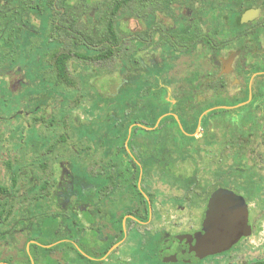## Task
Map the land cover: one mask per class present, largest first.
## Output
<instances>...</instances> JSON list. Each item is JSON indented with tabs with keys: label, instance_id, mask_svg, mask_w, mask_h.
Returning a JSON list of instances; mask_svg holds the SVG:
<instances>
[{
	"label": "flooded vegetation",
	"instance_id": "1",
	"mask_svg": "<svg viewBox=\"0 0 264 264\" xmlns=\"http://www.w3.org/2000/svg\"><path fill=\"white\" fill-rule=\"evenodd\" d=\"M120 54L124 75L152 79L143 81L140 100L90 138L91 123L76 124L74 101L60 94L76 93L69 78L76 60L100 64L94 72L108 70ZM36 71L47 80L40 97L24 81ZM6 77L21 79L10 85ZM1 92L29 96L8 118L0 107V127L17 116L26 125L47 108L49 118L39 120L51 133L40 151L0 148V264L42 263L57 243L39 238L49 233L46 222L61 219L70 220L77 255L89 262L103 263L136 236L140 252L175 264L160 259L162 244L199 232L219 191V217L247 209L252 234L238 243L256 252L251 205L264 186L257 190L255 167L248 166L246 183L237 172L226 176L220 164L211 180L199 181L184 174L183 164L203 153L264 156V0H0ZM34 98L42 105L32 110ZM194 209L197 228L179 233L178 215L192 219Z\"/></svg>",
	"mask_w": 264,
	"mask_h": 264
},
{
	"label": "rangeland",
	"instance_id": "2",
	"mask_svg": "<svg viewBox=\"0 0 264 264\" xmlns=\"http://www.w3.org/2000/svg\"><path fill=\"white\" fill-rule=\"evenodd\" d=\"M135 20V17L130 19L129 26H136ZM121 59H123L122 54L115 57L112 61L107 62L103 69L106 68L109 71L97 70L94 72H91L92 68L100 69V64L94 66L93 64L89 65L85 61L76 60V76L69 77L76 85V93L65 92L60 94L61 99L64 98L66 101H74V106L76 108V115H74L76 118V124H78L79 121L83 123L88 121L91 123L92 128L86 132L87 134L90 133V138H94V135L97 133L104 132V129H106L104 124L108 122L107 119L109 117H122L123 113L126 111L125 108L127 103L130 105L132 104L133 106L138 100H140L138 94L143 81L145 79H152L151 77L144 75H124L121 70L123 66ZM39 67L40 65L38 66V69ZM85 69H87V71ZM16 79L19 82L21 78L6 77L5 82L6 84L11 85L14 84ZM24 81H26L30 86H35L33 89L34 92L31 94L33 97H40L41 87L46 86L47 84L46 77L39 71H36L34 75L24 77ZM1 83H3V80H1ZM13 96L14 95L9 94V92L0 93V107L1 115L3 117L8 118L12 115L18 109V106H16L15 103L27 98L29 95L27 93L20 92L15 98ZM61 99L57 105L65 108L67 106V102L63 103ZM30 105L32 110H35L36 106H40L42 104L40 100L34 98L32 99ZM46 109L47 108H44V112H42L41 108V112L34 111L32 119L27 121L28 125L21 124L23 123V120H21V118L19 119L20 116H17L18 118H14L12 120H1L0 148L19 149L21 147H25L30 149L33 145L32 149L34 151L42 150L51 133L50 131H47L46 125L39 120L42 115L49 118L51 110L48 109L46 111ZM10 122H13V124ZM82 132L85 133V129ZM212 154L213 153H207V156L204 153L193 155L192 162L188 161L183 164L184 174L186 176L197 177L199 181H202L204 178H208L209 180L210 177L214 176L217 172V164H220L223 166L226 176L237 172V174H241V176L245 178L247 183L250 180L248 166L251 165L255 167L257 180L255 185L257 189L264 186V156H257L255 158H230L225 156H213ZM207 165L208 169H206V174L202 170ZM260 178H263V180ZM241 190L246 194L249 193L246 188L242 187ZM191 195L193 196L191 203L196 204L194 193ZM260 195L261 196L258 197L257 200L253 201L254 203L251 205V208H253V217L256 222V241L251 244V247L256 248L255 253H247L245 250H241L242 247L248 245L247 241H243L238 243L231 251L229 250L222 254L209 256L199 262H178L175 264H253L257 260H264V192ZM199 213L200 209H194L192 219L186 218L187 214H182L183 216L178 215V232H190V229H196L199 222ZM58 222V224L56 222H46L50 229L49 233L39 238V241H41L44 245H51L53 243L57 244L53 246V251L50 253L48 252L49 254L45 256L42 263L37 260L38 264H97L78 257L76 252V231L72 229L73 225L70 223V220L61 219ZM32 236L35 238V234ZM77 240L81 247L86 250L85 245H87V240H84L83 238L81 239L80 236ZM87 252L94 257H98L97 254L90 253L89 251ZM32 253L34 256L36 255L34 249H32ZM238 253H242V257L234 260ZM255 258L257 260H254ZM16 262L17 263L13 264H23L18 261ZM101 264L160 263L155 261L153 258L151 259V257L146 255V252H140L139 237L129 236L126 244L119 250V252L112 255L108 260H103V263Z\"/></svg>",
	"mask_w": 264,
	"mask_h": 264
},
{
	"label": "water",
	"instance_id": "3",
	"mask_svg": "<svg viewBox=\"0 0 264 264\" xmlns=\"http://www.w3.org/2000/svg\"><path fill=\"white\" fill-rule=\"evenodd\" d=\"M222 192H217L212 198L209 208L202 219L199 232L193 235L176 236L162 244L160 259L172 263H194L212 255L225 253L232 249L240 239L252 234L247 222L248 211L239 216L219 217L216 214L218 198ZM239 205L242 207L243 200ZM246 206V205H245ZM243 210V209H242ZM166 257V258H165Z\"/></svg>",
	"mask_w": 264,
	"mask_h": 264
},
{
	"label": "trees",
	"instance_id": "4",
	"mask_svg": "<svg viewBox=\"0 0 264 264\" xmlns=\"http://www.w3.org/2000/svg\"><path fill=\"white\" fill-rule=\"evenodd\" d=\"M118 48L120 49L121 47L119 46ZM59 79H60L61 81L64 80V82H65L66 84H68V83H69V84H73V82H72L71 80H69L67 76L59 77ZM148 83L152 84V81H150V82H148ZM260 179L263 180V178H260ZM257 190H259V188H258ZM257 264H264V261H262V262H260V263H257Z\"/></svg>",
	"mask_w": 264,
	"mask_h": 264
}]
</instances>
